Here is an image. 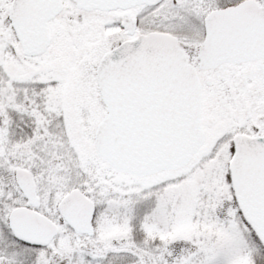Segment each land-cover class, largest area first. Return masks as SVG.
<instances>
[{
  "label": "snow or ice",
  "instance_id": "snow-or-ice-1",
  "mask_svg": "<svg viewBox=\"0 0 264 264\" xmlns=\"http://www.w3.org/2000/svg\"><path fill=\"white\" fill-rule=\"evenodd\" d=\"M0 264H264V0H0Z\"/></svg>",
  "mask_w": 264,
  "mask_h": 264
}]
</instances>
